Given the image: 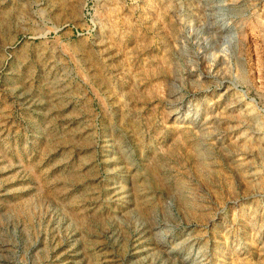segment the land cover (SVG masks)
<instances>
[{"label": "rangeland", "instance_id": "obj_1", "mask_svg": "<svg viewBox=\"0 0 264 264\" xmlns=\"http://www.w3.org/2000/svg\"><path fill=\"white\" fill-rule=\"evenodd\" d=\"M202 262L264 264V0H0V264Z\"/></svg>", "mask_w": 264, "mask_h": 264}, {"label": "bare ground", "instance_id": "obj_2", "mask_svg": "<svg viewBox=\"0 0 264 264\" xmlns=\"http://www.w3.org/2000/svg\"><path fill=\"white\" fill-rule=\"evenodd\" d=\"M197 254H199V253H197ZM197 256H198V255H197ZM198 257H199V256H198ZM198 257H197V258H198ZM203 257H205V256L202 255V256H200L199 258L202 259ZM198 260H199V259H198ZM201 261H202V260H201ZM203 261H204V260H203ZM202 263H203V262H202ZM203 264H204V263H203Z\"/></svg>", "mask_w": 264, "mask_h": 264}]
</instances>
